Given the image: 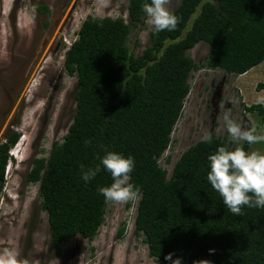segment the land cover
I'll list each match as a JSON object with an SVG mask.
<instances>
[{"label":"trees","instance_id":"1","mask_svg":"<svg viewBox=\"0 0 264 264\" xmlns=\"http://www.w3.org/2000/svg\"><path fill=\"white\" fill-rule=\"evenodd\" d=\"M144 3L151 0H128V20L85 19L66 50V70L78 79L76 113L64 140L53 144L49 157H35L26 174L28 182H39L51 243L98 234L109 203L98 189L113 179L101 165L85 182L81 165L95 168L111 151L134 158L129 182L141 192L136 232L144 235L151 257L163 264H171L169 253L181 264H264V208L244 206L243 215L232 214L207 179L209 156L221 146L235 148L227 136L211 134V143L190 146L169 177L160 164L191 91L192 71L242 75L264 61V0H180L172 10L181 18L177 28L151 29L150 43L137 56L128 40L145 22ZM201 41L210 50L199 65L188 50ZM257 89L264 90V82ZM246 108L264 120V103ZM20 138L13 132L0 143V194ZM242 147L249 152L250 144Z\"/></svg>","mask_w":264,"mask_h":264},{"label":"rangeland","instance_id":"2","mask_svg":"<svg viewBox=\"0 0 264 264\" xmlns=\"http://www.w3.org/2000/svg\"><path fill=\"white\" fill-rule=\"evenodd\" d=\"M179 2L171 0L169 9ZM104 16L128 20V0H0V143L13 132L21 134L11 150L16 157L6 169L0 194V251L16 250L27 264H163L151 257L144 235L136 232L140 199L123 205L109 202L93 240L77 236L52 245L39 182L26 179L33 159L49 157L53 144L64 140L76 113L78 79L66 70V50L78 38L85 19ZM146 19L128 40L137 56L150 43L152 28ZM209 50L210 45L201 41L188 54L202 65ZM259 82H264V61L242 75L206 67L192 71L191 91L172 144L160 158L168 177L182 153L205 133L230 141L223 121L226 110L245 130L255 124L258 134H264L261 115L246 108L264 99ZM251 151L264 153V142L250 144Z\"/></svg>","mask_w":264,"mask_h":264},{"label":"clouds","instance_id":"3","mask_svg":"<svg viewBox=\"0 0 264 264\" xmlns=\"http://www.w3.org/2000/svg\"><path fill=\"white\" fill-rule=\"evenodd\" d=\"M104 2L106 3L107 0ZM170 3L171 0H151L150 4L142 5L147 18L146 23L157 33L164 30L173 31L180 22L181 18L169 9ZM257 103H264V99H259ZM223 121L231 142L237 145L242 141L248 144L264 142V134H258L255 124L245 130L240 123L231 118L229 110L223 112ZM202 139L205 143H211L212 136L205 133ZM85 143L88 144L90 141ZM13 156L16 157L15 154ZM208 159L210 171L207 179L223 198V203L232 214L243 215L244 206L264 208V153L247 152L242 146L232 150L221 146ZM101 165L111 173L113 179L111 186L98 189L106 202L123 205L141 198L140 189L129 182L130 173L135 166L133 157L125 158L122 154L109 151L100 158V164L95 168L85 169L81 165L82 179L88 182L95 178L101 170ZM209 251L211 253L214 250ZM172 256L173 254L169 253L165 256V260L171 261V264H181L180 258L172 260ZM18 257V251L5 248L0 251V264H27V261H21ZM197 264H210V262L201 260Z\"/></svg>","mask_w":264,"mask_h":264},{"label":"crops","instance_id":"4","mask_svg":"<svg viewBox=\"0 0 264 264\" xmlns=\"http://www.w3.org/2000/svg\"><path fill=\"white\" fill-rule=\"evenodd\" d=\"M258 65H259V64H258ZM258 65H257V66H258ZM255 67H256V66H255ZM248 72H249V71H248Z\"/></svg>","mask_w":264,"mask_h":264}]
</instances>
